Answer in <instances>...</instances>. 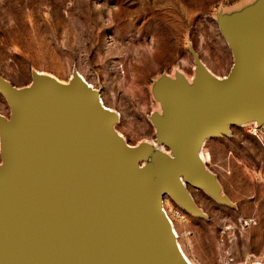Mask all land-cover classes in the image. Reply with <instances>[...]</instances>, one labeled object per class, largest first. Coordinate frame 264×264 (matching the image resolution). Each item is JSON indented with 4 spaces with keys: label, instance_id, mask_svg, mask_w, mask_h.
<instances>
[{
    "label": "rangeland",
    "instance_id": "obj_1",
    "mask_svg": "<svg viewBox=\"0 0 264 264\" xmlns=\"http://www.w3.org/2000/svg\"><path fill=\"white\" fill-rule=\"evenodd\" d=\"M263 29L264 0H0V76L18 91L82 77L112 111V132L143 150L138 165L153 177L156 157L172 154L165 90L196 99L199 74L221 84L232 35ZM11 112L0 91V118ZM3 141L0 130V165ZM196 153L218 196L185 183L196 212L163 196L177 243L192 264H264V114L235 116Z\"/></svg>",
    "mask_w": 264,
    "mask_h": 264
},
{
    "label": "water",
    "instance_id": "obj_2",
    "mask_svg": "<svg viewBox=\"0 0 264 264\" xmlns=\"http://www.w3.org/2000/svg\"><path fill=\"white\" fill-rule=\"evenodd\" d=\"M263 39L264 29L232 35L226 79L199 74L198 98L165 90L172 161L156 157L151 183L135 163L143 150L114 138L111 117L78 79L18 91L0 76L12 109L10 120L0 118V264H183L161 200L171 194L196 212L179 179L218 196L194 152L235 116L264 114Z\"/></svg>",
    "mask_w": 264,
    "mask_h": 264
},
{
    "label": "bare ground",
    "instance_id": "obj_3",
    "mask_svg": "<svg viewBox=\"0 0 264 264\" xmlns=\"http://www.w3.org/2000/svg\"><path fill=\"white\" fill-rule=\"evenodd\" d=\"M49 79V78H48ZM47 82H50V81H48V80H46ZM50 83H52V82H50ZM77 83H80V84H82V85H84L85 87H87L90 91H93L94 93H95V99H96V102H97V104L101 107V109L104 111V113L105 114H107L108 116H110L111 117V122H112V120H113V117H112V111L108 108V107H106V106H104L103 105V103H102V101H101V99L99 98V96L96 94V92L93 90V88H92V86H90L88 83H86L85 82V80L82 78V77H80L79 79H78V82ZM53 84H55V83H53ZM58 86H62V85H60V84H57ZM62 87H67V86H62ZM110 131H111V134L114 136V138L119 142V143H121L127 150H129L130 152H132V153H134L135 151H133L132 149H130L127 145H125L113 132H112V129H111V123H110ZM135 150V149H134ZM160 156H162V155H160ZM194 156H195V159H196V161H197V163L201 166V164H200V162H201V160H200V157H199V155L196 153V151L194 152ZM162 157H165V158H167V159H169L170 161H172V158H171V156L169 157V156H162ZM138 161H139V159H137L136 160V166L145 174V176L147 177V180L149 181V183H151V180H152V177H151V175L149 174V171H148V169L146 168V167H144V166H139L138 165ZM179 182H180V185H181V187L185 190V187H184V185H185V183L182 181V179H179ZM163 217H164V219H165V221H166V223H167V226H168V228H169V232H170V235H171V237H172V241H173V245H174V248H175V250H176V252H177V254L179 255V257H180V259H181V261L183 262V264H192L190 261H189V259L187 258V256L184 254V252L182 251V249H181V247L179 246V244L177 243V240L175 239L176 238V236H177V234H176V232H175V230H174V228H173V226H172V223H171V221H170V219L168 218V217H166V215L165 214H163Z\"/></svg>",
    "mask_w": 264,
    "mask_h": 264
},
{
    "label": "built area",
    "instance_id": "obj_4",
    "mask_svg": "<svg viewBox=\"0 0 264 264\" xmlns=\"http://www.w3.org/2000/svg\"><path fill=\"white\" fill-rule=\"evenodd\" d=\"M164 205H165V199L162 198L160 208L162 212L166 215V217H168ZM170 215L176 217L181 222L185 220V215L183 214V212H181L179 208H172Z\"/></svg>",
    "mask_w": 264,
    "mask_h": 264
}]
</instances>
